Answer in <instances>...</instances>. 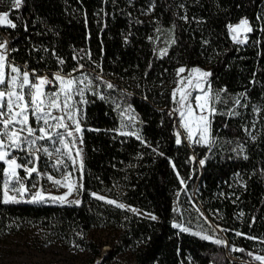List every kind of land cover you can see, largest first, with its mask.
I'll return each mask as SVG.
<instances>
[{"label": "trees", "instance_id": "obj_1", "mask_svg": "<svg viewBox=\"0 0 264 264\" xmlns=\"http://www.w3.org/2000/svg\"><path fill=\"white\" fill-rule=\"evenodd\" d=\"M149 5L150 0H24L19 10L10 12L17 28L0 27V38L16 49L9 59L22 69L26 65L49 78L58 71L67 74L77 66L74 55L86 50L100 65L97 72L116 85L102 88L104 100L89 94L91 102L84 106L81 205L0 203V239L33 223L63 241L92 228L115 230L116 240L102 264H248V251L264 255V0H155L154 11L144 14ZM10 7V0H0V12ZM185 14L187 21L180 18ZM241 18L254 28L243 44L232 41L228 28ZM160 47L168 48V55L161 57ZM79 63L93 67L87 56ZM180 65L206 66L212 72L208 81L213 94L226 89L220 95L223 102L214 100L213 143H175L176 122L169 112ZM242 92L245 107L235 105ZM116 104L132 106L139 135L152 147L113 131L120 123ZM233 109L239 115H224ZM201 159L204 165L198 164ZM4 168L0 162V184ZM187 189H195L202 205L216 211L215 222L227 230L228 244L245 252L231 251L232 259L228 246L174 227V198ZM91 192L157 219L107 204ZM237 231L260 239L236 236ZM87 243L85 264H94L101 245ZM126 250L132 261L118 262L115 257Z\"/></svg>", "mask_w": 264, "mask_h": 264}, {"label": "snow or ice", "instance_id": "obj_2", "mask_svg": "<svg viewBox=\"0 0 264 264\" xmlns=\"http://www.w3.org/2000/svg\"><path fill=\"white\" fill-rule=\"evenodd\" d=\"M23 2L24 0H10V11L0 12V27L17 28V23H14L13 19L10 18V12L19 10ZM154 8L155 0H150V5L144 14L151 13ZM180 8L183 9L184 5L181 4ZM180 18L185 21L188 20L186 14ZM16 19L19 20V17ZM260 19L261 17H257V20ZM24 27L27 30L26 24ZM174 27L175 25H173ZM228 28L230 33L233 34L232 39L241 44L246 42L247 34L254 31V28L246 18L241 19L238 25H229ZM157 31L159 32L160 29H157ZM241 31L244 33V39L239 38ZM10 43V40L0 38V162H4L7 165L3 169L5 179L0 184V203L5 205L20 203L24 200L25 194H30V198L26 201L28 203L54 202L61 205L80 206L82 203L81 199H69V197L73 193L79 196L84 188L85 164L82 134L85 129L82 127L84 118L83 105L91 102L86 98V93L104 100L106 99V94L102 88L115 89L116 85L111 81L105 80L101 72H97L100 65L91 61V53L86 50H81L80 54L74 55L73 59L77 60L78 63L71 72L63 74L58 71L51 74L52 78L50 79L48 75H38L35 69L30 72L26 65L23 66V70L20 66H16L9 59L10 53L16 51V49L9 48ZM170 43L175 44V39H172ZM53 54L55 55V53ZM159 55L161 57L168 55V48L161 49ZM85 56L93 64L90 70H85V65L79 63ZM57 61L60 65L65 62L59 57H57ZM150 68L151 64H149ZM74 73L79 74L74 75ZM185 73L187 75H183ZM211 76V71L199 68L186 69L181 66L176 69V87L172 89L171 99L178 107L170 111L169 115L172 116L178 112L180 119L177 127L184 129L183 133L181 131L175 133V143L177 145H181L185 140L196 144L214 142L211 123L212 117L218 113L214 100L223 102L220 101V95L222 92H226V89H219L213 94L208 81ZM54 84L57 86L56 91L46 90V87ZM193 90L199 94L193 96ZM245 96V92L240 93L239 97L235 99V105L245 107L246 105H242L240 100V97ZM116 108L119 109L123 120L128 122L127 124L122 122L121 128L133 127L136 118L133 114L132 106L127 105L121 108L120 104H116ZM258 110L254 109V111ZM224 115L237 116L239 113L233 109L224 113ZM30 117L36 122V127H33L32 123H30ZM96 131H99V129H96ZM245 131L248 130L245 129ZM119 134L135 136L141 143L152 147L136 131H119ZM249 135H251V132H249ZM252 139L255 140L256 137L252 136ZM42 141L45 143H40ZM48 144L52 146L51 150L47 146ZM152 151L158 152V149L152 148ZM17 152H22L24 155L17 156ZM54 153L56 154V159L51 161ZM41 154L49 158L51 170L57 173L59 178H55L51 172L41 171ZM158 154L164 156L163 152H158ZM244 159H247V156ZM199 164L204 165L205 160H199ZM171 166L173 169L176 168L175 163H171ZM21 170L25 174L23 177L19 175ZM76 172L79 173V176L74 175ZM176 174L180 184L185 185L184 178L180 177L179 172ZM34 177L35 180L33 179ZM41 179L51 182L56 189L64 188L66 191L61 195H53L43 185H40ZM37 185L40 186L37 187ZM90 195L118 208L127 207L129 211L137 212L135 208L118 203L117 200L109 199L96 192H92ZM196 211L200 217L207 221V217L204 216L198 207ZM138 214L148 215L152 220L157 219L155 215L150 213ZM240 215L244 214L240 213ZM174 227L186 233L191 231L189 227H185L182 223H176ZM218 228L219 225H212L211 231L215 232ZM221 230L227 231L226 229ZM191 234L216 245L228 246L230 251L245 252L243 248L230 246L223 238H216L207 234L206 230L192 232ZM76 235L82 237L83 233L77 232ZM235 235L243 236L249 240L260 239L239 231L235 232ZM73 246L80 248V245L75 242ZM80 250L83 251L82 248ZM247 255L251 258L248 264H264V255L254 254L252 251H248ZM95 264H102V261H97Z\"/></svg>", "mask_w": 264, "mask_h": 264}, {"label": "rangeland", "instance_id": "obj_3", "mask_svg": "<svg viewBox=\"0 0 264 264\" xmlns=\"http://www.w3.org/2000/svg\"><path fill=\"white\" fill-rule=\"evenodd\" d=\"M239 21L232 23L230 25H238ZM229 34L232 39L233 34L230 33V31ZM239 38L244 39V33L242 31L239 34ZM232 41L236 42L233 39ZM164 48L166 47H160L158 53L160 52L161 49ZM181 66L182 65L178 66L176 69H178ZM184 67L186 69L199 68L205 71H209V69L206 66H193V67L184 66ZM85 70H90V68L85 67ZM78 74L79 73H74V75H78ZM183 75H187V73ZM51 78L52 76L50 77V79ZM176 79L177 77L175 73V80L173 82L172 89L176 87V83H175ZM46 90L56 91L57 86L54 84L52 86L46 87ZM89 94L90 93H86V98ZM197 94L199 93L193 90V96ZM84 106L85 105H83V109ZM177 107L178 105L174 103L173 107L170 108V111L176 109ZM173 115L176 122V132L181 131L183 133L184 129L177 127L180 119L178 112L174 113ZM122 122L125 124L128 123L126 120H123V118L120 115V123L117 130L123 132L136 131L139 134V128L136 123L137 118L135 120L134 126L131 128H127V127L121 128ZM30 123H32L33 127L37 126L36 122L31 117H30ZM40 143H45V142L42 141ZM185 143L189 146L195 144L187 140H185ZM47 146H49L51 150L52 146L50 144H48ZM18 155L22 156L24 155V153L18 152ZM55 159H56V154L54 153L53 156L51 157V161H54ZM192 159H196V157L192 155ZM51 161L49 160L48 157L41 154L40 169L42 172H51L55 178H59V175L57 173L52 172L51 170L50 167ZM197 162L199 164V160H197ZM19 175L23 177L25 174L24 172H22L19 173ZM74 175L79 176V173L76 172L74 173ZM33 179L35 180V177ZM40 185H43L47 189V191L51 192L53 195H61L63 194L64 191H66V189L64 188H59V189L54 188L51 182H48L46 179H41ZM40 185H37V187H39ZM33 191H35V189H33ZM98 194L104 195L101 193ZM106 197L109 199H113L108 196ZM29 198H30V194H25L24 200L22 201L26 202ZM77 198L80 199V195L77 196L76 193H73V195L69 197V199H77ZM174 203L178 215V220H176L174 224L182 223L185 227L190 228L191 230L190 232L206 230L207 234L213 235L216 238H223L228 242L224 231L221 230L223 229L221 226H219V228L215 232L211 231L212 225H218L215 222V220L218 219L217 213L215 210L206 209L202 205V203L197 198L195 189L192 190L187 189L180 196H176L174 198ZM197 207L200 209L201 212H203L204 216L207 217V221H205L203 217H200L199 213L196 211ZM138 213H148V212L143 211L141 209H137L136 214ZM138 215L149 217L148 215H144V214H138ZM117 234L118 232L115 230L112 231L102 228H92L86 235H83L82 237L76 235L77 237H74L69 241H63L61 239H58L57 235L49 229H43L34 223L28 224L18 233L11 234L3 239H0V264H85L90 254V247L87 243L89 240H92L95 246L101 245L100 256L95 258V262L102 261L107 255L110 254L112 247L111 243L116 240ZM74 242L76 244H79L80 248H82L83 251H81L80 248L74 247L73 246ZM104 246H108V249L105 250ZM130 254H131L130 251L126 250L118 254L115 258L120 263L131 262L132 257ZM227 254L229 255L230 258L232 259L235 258L232 255L230 248L227 250Z\"/></svg>", "mask_w": 264, "mask_h": 264}, {"label": "crops", "instance_id": "obj_4", "mask_svg": "<svg viewBox=\"0 0 264 264\" xmlns=\"http://www.w3.org/2000/svg\"><path fill=\"white\" fill-rule=\"evenodd\" d=\"M14 64H15V65H17V66H19V65H18V64H16L15 62H14ZM5 167H7V165H6V164H5Z\"/></svg>", "mask_w": 264, "mask_h": 264}, {"label": "built area", "instance_id": "obj_5", "mask_svg": "<svg viewBox=\"0 0 264 264\" xmlns=\"http://www.w3.org/2000/svg\"><path fill=\"white\" fill-rule=\"evenodd\" d=\"M42 75H44V74H42ZM16 155L18 156V153H16Z\"/></svg>", "mask_w": 264, "mask_h": 264}, {"label": "bare ground", "instance_id": "obj_6", "mask_svg": "<svg viewBox=\"0 0 264 264\" xmlns=\"http://www.w3.org/2000/svg\"><path fill=\"white\" fill-rule=\"evenodd\" d=\"M23 176V175H22Z\"/></svg>", "mask_w": 264, "mask_h": 264}, {"label": "water", "instance_id": "obj_7", "mask_svg": "<svg viewBox=\"0 0 264 264\" xmlns=\"http://www.w3.org/2000/svg\"><path fill=\"white\" fill-rule=\"evenodd\" d=\"M97 262V261H96Z\"/></svg>", "mask_w": 264, "mask_h": 264}]
</instances>
